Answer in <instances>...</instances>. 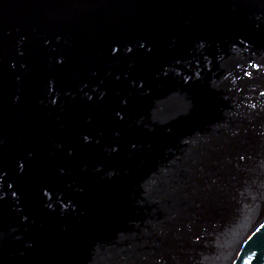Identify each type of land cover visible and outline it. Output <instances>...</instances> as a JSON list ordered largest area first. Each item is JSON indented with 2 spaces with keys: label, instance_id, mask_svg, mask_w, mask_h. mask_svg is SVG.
I'll return each mask as SVG.
<instances>
[{
  "label": "water",
  "instance_id": "obj_1",
  "mask_svg": "<svg viewBox=\"0 0 264 264\" xmlns=\"http://www.w3.org/2000/svg\"><path fill=\"white\" fill-rule=\"evenodd\" d=\"M0 264H264V0H0Z\"/></svg>",
  "mask_w": 264,
  "mask_h": 264
},
{
  "label": "snow or ice",
  "instance_id": "obj_2",
  "mask_svg": "<svg viewBox=\"0 0 264 264\" xmlns=\"http://www.w3.org/2000/svg\"><path fill=\"white\" fill-rule=\"evenodd\" d=\"M139 46H140L141 48L144 47L143 44H140ZM112 51L115 52V51H116V48H112ZM129 51H131V49H129ZM90 98H91V97H89V99H90ZM53 102H55V101H53ZM116 115H117L118 117H120L121 114H120L119 112H117ZM83 139H84L85 142H87V141L89 140V137H88V136H84ZM112 150L115 151L116 149L113 148ZM19 167H20L21 169H23V164H20ZM46 194H47V193L45 192V195H46ZM12 195H13V196H16V192H13Z\"/></svg>",
  "mask_w": 264,
  "mask_h": 264
}]
</instances>
